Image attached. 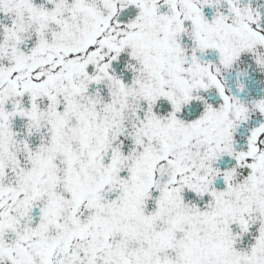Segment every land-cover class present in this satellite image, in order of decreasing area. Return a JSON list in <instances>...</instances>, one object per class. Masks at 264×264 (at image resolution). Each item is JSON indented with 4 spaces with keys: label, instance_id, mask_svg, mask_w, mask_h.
I'll return each instance as SVG.
<instances>
[{
    "label": "snow or ice",
    "instance_id": "6c2138e0",
    "mask_svg": "<svg viewBox=\"0 0 264 264\" xmlns=\"http://www.w3.org/2000/svg\"><path fill=\"white\" fill-rule=\"evenodd\" d=\"M0 264H264V0H0Z\"/></svg>",
    "mask_w": 264,
    "mask_h": 264
}]
</instances>
